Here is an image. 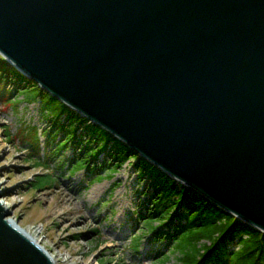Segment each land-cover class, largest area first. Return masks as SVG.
Listing matches in <instances>:
<instances>
[{"label":"water","instance_id":"obj_1","mask_svg":"<svg viewBox=\"0 0 264 264\" xmlns=\"http://www.w3.org/2000/svg\"><path fill=\"white\" fill-rule=\"evenodd\" d=\"M0 56L264 233V0H0ZM1 197L0 264H53Z\"/></svg>","mask_w":264,"mask_h":264},{"label":"rangeland","instance_id":"obj_2","mask_svg":"<svg viewBox=\"0 0 264 264\" xmlns=\"http://www.w3.org/2000/svg\"><path fill=\"white\" fill-rule=\"evenodd\" d=\"M5 76L0 77L1 199L19 225L41 227L42 242L58 256L59 264H183L185 251L197 253V247L183 241L188 233L168 246L162 238L155 240L154 228L148 231L144 222L150 225L152 220L144 214L152 205L149 197L155 186L140 177L134 152L123 166L116 167L117 161L108 163L110 157L94 149L90 172H74L77 165L73 167L71 160L77 152L95 135L100 137V147L112 140L111 135L96 125L85 130L84 119L75 123L77 128L68 125L65 117L70 115L72 120L73 110L36 83L22 89L28 84L25 76L18 79L9 70ZM60 116L65 126L57 124ZM112 141L115 149L129 150L118 139ZM111 143L108 148L113 151ZM141 164L170 188L177 183L146 162ZM98 170L102 171L94 175ZM159 222L157 218L153 226L163 230Z\"/></svg>","mask_w":264,"mask_h":264},{"label":"trees","instance_id":"obj_3","mask_svg":"<svg viewBox=\"0 0 264 264\" xmlns=\"http://www.w3.org/2000/svg\"><path fill=\"white\" fill-rule=\"evenodd\" d=\"M8 62L0 56V69L1 78H6V72L11 71L16 78H25L17 69L9 67ZM34 82L28 80L26 87L22 89L31 88ZM19 87H17L18 89ZM70 115H68V120ZM76 115H72V120H69V124H73ZM80 120V118L78 117ZM54 128V120H51ZM58 125H64L58 119ZM65 126V125H64ZM53 128H51L53 130ZM10 136V133L8 132ZM92 136V135H91ZM112 140L115 139L113 136ZM95 140V142L92 141ZM90 141V144L77 152V156L71 160V164L75 168L74 172L85 169L90 170L91 161L94 159V149H97V154L106 151V146H101L98 142L100 137L95 135ZM110 140L109 142H112ZM76 141V138L74 139ZM78 141V140H77ZM83 141V140H82ZM80 143V142H79ZM115 145V142H113ZM123 144V143H122ZM113 145V147H114ZM111 151V149H110ZM131 150L124 151L123 149H115L109 154L110 160L108 163L114 165L117 161L116 167L123 166L130 159ZM136 159V167L139 169V175L141 178H148L153 181L155 188L151 195L152 205L148 208L146 219H151L152 223L145 225L148 228L151 226L154 228L153 235L155 240L162 238L167 242V245L175 244L184 233L189 235L184 237L185 244H193L197 247V253L190 255L188 251H185L181 257V263L183 264H264V233L255 230L253 227L242 222L241 220L227 214L216 205L206 200L201 194L192 190L186 189L185 186L177 183L173 188H170L167 184H163L157 174L148 172L147 167L142 166V162H146L154 168V171H158L156 167L145 161V159L139 158L137 154L132 156ZM108 167V164L105 168ZM104 165L102 166V170ZM104 168V169H105ZM114 169V168H113ZM102 170H98L94 175H99ZM90 172V171H89ZM161 176H164L162 171L159 170ZM168 177V176H167ZM169 178V177H168ZM170 179V178H169ZM37 178L35 179V182ZM31 183V185H33ZM173 191H177L174 195H171ZM141 213V217L143 215ZM161 220L159 222L163 225L158 229L153 226V222L156 219ZM184 220V222H183ZM166 228V231H165ZM194 229H200L199 232L193 233ZM150 232V231H149ZM193 233V234H192ZM192 234V235H191ZM206 240L207 242H202ZM237 240L238 250H230L228 248V242H234ZM141 243V242H140ZM140 245V244H139ZM200 245V247H198ZM184 246V244H183ZM160 252L156 253V257H160Z\"/></svg>","mask_w":264,"mask_h":264},{"label":"bare ground","instance_id":"obj_4","mask_svg":"<svg viewBox=\"0 0 264 264\" xmlns=\"http://www.w3.org/2000/svg\"><path fill=\"white\" fill-rule=\"evenodd\" d=\"M1 182H0V188H1ZM1 202L3 203L6 211H9V208L7 206V202L3 199H1ZM8 218L15 224L18 225V227L25 233L27 234L32 240H34L40 247H42L49 255L50 259L53 261V264H59L60 259L58 258L57 255H55L49 248L46 247V245H44V243L42 242V238L40 236L41 233V227H33V228H26L23 227L22 225L18 224V221L13 218L8 216Z\"/></svg>","mask_w":264,"mask_h":264}]
</instances>
